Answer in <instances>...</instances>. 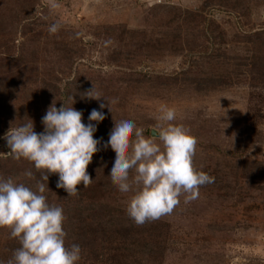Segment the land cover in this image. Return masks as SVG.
<instances>
[{
    "label": "rangeland",
    "instance_id": "1",
    "mask_svg": "<svg viewBox=\"0 0 264 264\" xmlns=\"http://www.w3.org/2000/svg\"><path fill=\"white\" fill-rule=\"evenodd\" d=\"M54 23L61 28L50 35ZM261 73L264 0H0V176L33 190L42 182L31 162L7 156L10 128L30 119L43 132L49 106L70 96L87 124L115 99L94 135L102 143L87 168L93 183L68 197L58 175L47 182L48 202L64 209L66 247L82 249L79 264H264ZM92 87L106 101L88 99ZM161 105L196 137L193 166L215 181L137 225L126 212L132 193L108 176L114 152L103 144L125 117L151 136ZM18 247L0 228V261Z\"/></svg>",
    "mask_w": 264,
    "mask_h": 264
},
{
    "label": "clouds",
    "instance_id": "2",
    "mask_svg": "<svg viewBox=\"0 0 264 264\" xmlns=\"http://www.w3.org/2000/svg\"><path fill=\"white\" fill-rule=\"evenodd\" d=\"M52 7L58 5L53 3ZM60 28L59 23L50 25L49 34L58 33ZM85 96L106 101L93 87ZM75 102L70 96L60 108L52 103L42 118L41 133L34 131V123L28 119L10 128L4 137L10 149L7 156L31 162L42 181L33 190L12 177L0 176V228L9 229L10 237L20 245L7 264H79L81 260L79 244L66 247L64 209L48 202L47 182L50 175H58L56 187L65 190L68 197L78 196L77 185L82 183L87 188L93 183L87 168L102 143V138L94 135L106 119L102 110L118 101L100 103V110L90 112L87 124L83 113L73 107ZM159 113L151 136L145 137V129L125 117L113 120L114 127L103 144L114 152L108 175L112 183L120 193H132L126 212L137 225L171 214L181 196L185 203L196 200L200 188L215 181V177L194 168L198 141L183 124L174 123L175 109L161 105ZM24 175L33 178L30 170Z\"/></svg>",
    "mask_w": 264,
    "mask_h": 264
},
{
    "label": "trees",
    "instance_id": "3",
    "mask_svg": "<svg viewBox=\"0 0 264 264\" xmlns=\"http://www.w3.org/2000/svg\"><path fill=\"white\" fill-rule=\"evenodd\" d=\"M260 76L264 78V74L261 73Z\"/></svg>",
    "mask_w": 264,
    "mask_h": 264
}]
</instances>
